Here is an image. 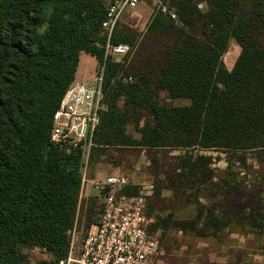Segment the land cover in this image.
Masks as SVG:
<instances>
[{
  "label": "trees",
  "instance_id": "16d2710c",
  "mask_svg": "<svg viewBox=\"0 0 264 264\" xmlns=\"http://www.w3.org/2000/svg\"><path fill=\"white\" fill-rule=\"evenodd\" d=\"M163 1L176 10L178 22L158 12L148 32L163 33L169 42L173 32L175 44L161 52L158 73L139 72L132 82L124 62H108L105 108L90 162L109 148L264 150V33L259 35L264 0H255L244 17L230 0H207L206 12L195 0ZM107 6L104 0H0V264H25L21 246L45 249L54 257L34 264H59L69 252L84 149L51 141L53 116L75 79L80 54L103 62ZM119 26L113 42L130 45L126 34H117ZM231 39L241 53L229 70L222 58ZM161 93L190 103L163 105ZM130 108L153 118L138 129V137L127 130ZM204 159L184 162L185 170L191 165L194 183L211 177L207 171L199 175ZM96 221L88 218V229ZM169 221L162 224L169 230L187 228Z\"/></svg>",
  "mask_w": 264,
  "mask_h": 264
},
{
  "label": "rangeland",
  "instance_id": "374dc122",
  "mask_svg": "<svg viewBox=\"0 0 264 264\" xmlns=\"http://www.w3.org/2000/svg\"><path fill=\"white\" fill-rule=\"evenodd\" d=\"M104 1L106 4L110 2ZM195 1L201 11L208 10L207 0ZM254 1L230 0L241 8L238 12L240 17L250 11ZM160 2L164 3L163 0H142L135 9H126L121 16L117 34H126L133 41L129 43L133 53L124 61V73L132 76L133 81L139 72L158 73L156 66L163 61L161 52L175 44L173 32L170 33V42L163 33L148 32L151 19L161 12ZM176 26L179 27L178 24ZM262 33L264 31L260 30L259 35ZM240 53L239 44L231 39L222 58L229 70ZM97 64L94 56L81 53L74 80H82L93 73ZM159 100L167 106L190 103L186 99H170L165 93L160 94ZM119 105L123 108V99ZM129 110L132 117L127 130L138 137L141 135L138 129L152 123L153 118L147 111ZM84 146V177L97 168L103 178L114 172L129 177L136 185L155 184L154 194L148 199L147 211L152 220L150 233L160 242V253L154 264H264L263 149L109 148L105 154L90 162L88 145ZM199 156L205 158L198 169L199 175L203 176L206 171L211 173L209 180L203 184L192 180L191 165L187 170L183 168L185 161L191 160L186 162L188 164L197 163ZM184 173L190 176H183ZM82 190H85L83 182L74 225L76 247L90 230L87 227L88 218L97 220L102 206L101 194L100 197L85 198L81 196ZM167 220L171 221L170 226L175 222L185 224L187 228L185 231L169 230L162 225ZM19 255L25 264L54 258L45 249L33 246H21Z\"/></svg>",
  "mask_w": 264,
  "mask_h": 264
},
{
  "label": "built area",
  "instance_id": "2783aa9c",
  "mask_svg": "<svg viewBox=\"0 0 264 264\" xmlns=\"http://www.w3.org/2000/svg\"><path fill=\"white\" fill-rule=\"evenodd\" d=\"M142 0H110L102 29L106 35L103 62L97 61L93 73L82 80H74L65 91L53 116L51 141L61 148L79 144L92 145L93 135L100 124L103 104L106 67L109 61L124 62L131 54L125 43H114L113 35L126 9H135ZM161 12L178 22L174 8L160 2ZM127 80L132 82V77ZM85 153V151H84ZM86 177L83 176V184ZM102 210L97 221L80 244L76 243V230L70 231V249L59 264H154L160 253L159 239L152 235V222L147 215L148 199L155 185H136L121 174H110L99 184ZM138 186L137 193L127 189Z\"/></svg>",
  "mask_w": 264,
  "mask_h": 264
},
{
  "label": "crops",
  "instance_id": "0c3cea01",
  "mask_svg": "<svg viewBox=\"0 0 264 264\" xmlns=\"http://www.w3.org/2000/svg\"><path fill=\"white\" fill-rule=\"evenodd\" d=\"M90 153V149L87 151V157ZM95 164H98V163H95ZM87 162H86V167H87ZM95 168V167H94ZM110 169V168H109ZM118 170V169H117ZM115 170V171H117ZM111 174H114L111 173ZM104 178L102 176H100L99 172H98V169L95 168L93 171L89 172V174L87 175L86 177V181L84 183L85 185V190H82V197H85V198H88V197H100V189H99V186L98 184L103 180ZM133 181V180H132ZM146 184V183H145ZM140 185H143V184H140ZM95 192H94V191ZM86 191V192H85ZM94 195V196H92ZM158 257V256H157ZM157 257L155 258V261L156 262V259Z\"/></svg>",
  "mask_w": 264,
  "mask_h": 264
}]
</instances>
